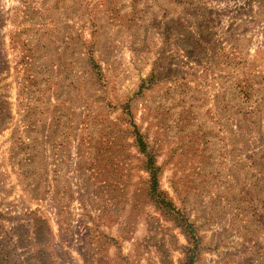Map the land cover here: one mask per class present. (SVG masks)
<instances>
[{"label":"rangeland","instance_id":"374dc122","mask_svg":"<svg viewBox=\"0 0 264 264\" xmlns=\"http://www.w3.org/2000/svg\"><path fill=\"white\" fill-rule=\"evenodd\" d=\"M0 264H264V0H0Z\"/></svg>","mask_w":264,"mask_h":264},{"label":"trees","instance_id":"16d2710c","mask_svg":"<svg viewBox=\"0 0 264 264\" xmlns=\"http://www.w3.org/2000/svg\"><path fill=\"white\" fill-rule=\"evenodd\" d=\"M150 170L152 172V175H153V180H154V187H155V192H156V187L158 186V169L155 167L154 163L151 162L150 163ZM159 199H160V204L161 205H164V207L166 208H169V209H172V205L168 204V201H166L165 198H163V196H158ZM191 231H193V227H189ZM195 239V237H194ZM197 243L199 244L200 243V240L198 239L197 240Z\"/></svg>","mask_w":264,"mask_h":264}]
</instances>
